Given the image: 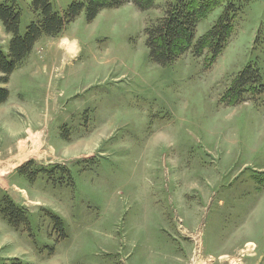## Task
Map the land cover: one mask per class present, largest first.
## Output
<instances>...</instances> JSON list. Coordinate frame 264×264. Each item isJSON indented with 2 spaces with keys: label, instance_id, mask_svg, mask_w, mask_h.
<instances>
[{
  "label": "rangeland",
  "instance_id": "rangeland-1",
  "mask_svg": "<svg viewBox=\"0 0 264 264\" xmlns=\"http://www.w3.org/2000/svg\"><path fill=\"white\" fill-rule=\"evenodd\" d=\"M72 1L84 0H54L59 12ZM122 1L51 38L77 40L81 57L75 74H55L53 83L66 80L54 125L50 106H34L38 121L35 103L14 95L39 81L11 78L31 53L0 74V88L12 89L0 105V264H264V94L225 97L249 65L264 84V0H195L191 48L166 67L150 60L144 28L173 0L146 11ZM17 3L24 34L37 16ZM228 3L236 13L224 48L214 61L207 49L195 56ZM10 39L0 22L5 54ZM55 90L33 100L54 107ZM5 198L27 226L8 223Z\"/></svg>",
  "mask_w": 264,
  "mask_h": 264
},
{
  "label": "trees",
  "instance_id": "trees-1",
  "mask_svg": "<svg viewBox=\"0 0 264 264\" xmlns=\"http://www.w3.org/2000/svg\"><path fill=\"white\" fill-rule=\"evenodd\" d=\"M30 4V9L37 17L26 27L24 34H20L21 10L17 0H0V22L11 39L8 43V52L5 54L0 49V74L7 78L29 56L34 44L41 37L55 38L64 29L72 24L82 13L85 21L91 23L96 16L105 9L119 8L124 4L122 0H84L72 1L63 11L55 7L54 0H24ZM248 1V0H238ZM208 0H201L200 5L207 6ZM234 2V1H232ZM132 3L140 10L146 11L152 8V0H132ZM195 0H173L166 3L163 17L144 28L145 46L150 60L161 67H166L175 62L180 56L189 51L195 38V29L199 20V10L193 8ZM236 11L232 3L226 4L222 16L210 28L206 36L199 38L193 44V53L200 56L204 49L210 53L211 60L219 56L232 32V22ZM6 82V80H5ZM251 97L264 94V84L257 68L249 65L234 79L225 97L235 102H243L244 96ZM9 93L7 89L0 88V105L6 102ZM69 176V172L60 167H54ZM22 171V170H21ZM51 175L52 171H42ZM22 174H24L22 172ZM27 175L33 180L35 175ZM49 175V176H50ZM70 178V177H69ZM71 180V179H70ZM5 207L1 213L7 218L13 227L27 226L28 220L24 212L5 198ZM54 228L63 234L60 219L49 216Z\"/></svg>",
  "mask_w": 264,
  "mask_h": 264
},
{
  "label": "crops",
  "instance_id": "crops-1",
  "mask_svg": "<svg viewBox=\"0 0 264 264\" xmlns=\"http://www.w3.org/2000/svg\"><path fill=\"white\" fill-rule=\"evenodd\" d=\"M62 34H61V37H62ZM60 39L61 41L60 40L56 41V44H57L56 45L55 42L51 38L41 37V39L37 41V43L34 45L31 55L28 57L27 61L11 75V78L14 77L16 74L20 77L27 76V77L32 78L33 76H38V78L36 79H39V81L35 82L33 87L31 88L25 87L26 89L25 88L18 89L22 91H15L14 95L18 93L19 96L21 95V97L23 96L25 98L26 97L29 98L31 100L30 104L33 105V103H35L33 107L36 105L40 107H44L45 111H47L48 106H50V109H53L56 115H51L52 119L49 121L51 122L49 126H51L52 124L54 125L59 120V116L63 114V113L61 114V112L63 111V107L61 108L59 107L61 103L60 97L62 95V92L58 91L57 87L59 90L61 87L63 88L62 82L65 81L66 79L60 78L59 79L60 81L58 83L59 86H58L56 82L53 83L54 80H56L57 78L56 75H59V73L63 74V71L66 72L68 69H70V72L68 70V74L69 73L75 74L77 67L80 65L78 61L81 58L79 55L80 47L78 45L77 40L75 39L71 40L69 37H64L63 39L62 38ZM37 46H39V49L43 51V54H40L38 52L39 49L37 48ZM75 63H77L78 65L74 66ZM40 81L45 82V83H47L48 81V86H43L44 88L39 87L37 83H40ZM53 86L56 89L55 91H57L56 93L60 92V94L55 96L56 98H55L54 107L52 104L53 101H50V100L42 101L40 100L41 98L39 99L36 98L35 101L33 100L34 99L33 95H35V97L36 95L37 96L39 95L42 96L43 94L45 95V93L47 94V92H49V90L52 89ZM7 91L9 93V97H11L12 89H10L9 86L7 87ZM33 109L34 111L31 110V115L34 119H36L37 115L35 116V110H38L40 114L41 109L40 108L35 109V107ZM57 112H60V115H58ZM39 116L41 117L42 115L40 114ZM47 118H48L47 114H46V118L45 117L44 119L41 118L42 121L45 122V124L47 122ZM36 120L40 121V118H37Z\"/></svg>",
  "mask_w": 264,
  "mask_h": 264
},
{
  "label": "bare ground",
  "instance_id": "bare-ground-1",
  "mask_svg": "<svg viewBox=\"0 0 264 264\" xmlns=\"http://www.w3.org/2000/svg\"><path fill=\"white\" fill-rule=\"evenodd\" d=\"M66 42V41H65ZM63 44H64V42H63Z\"/></svg>",
  "mask_w": 264,
  "mask_h": 264
}]
</instances>
